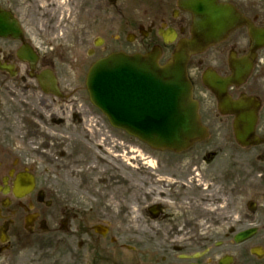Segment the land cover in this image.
Returning <instances> with one entry per match:
<instances>
[{"label":"flooded vegetation","instance_id":"obj_1","mask_svg":"<svg viewBox=\"0 0 264 264\" xmlns=\"http://www.w3.org/2000/svg\"><path fill=\"white\" fill-rule=\"evenodd\" d=\"M179 1L58 0L76 29L55 32V0H0V264H264V0H217L236 23L188 60L206 137L185 151L136 145L85 90L111 53L157 49L163 65L190 38Z\"/></svg>","mask_w":264,"mask_h":264},{"label":"water","instance_id":"obj_2","mask_svg":"<svg viewBox=\"0 0 264 264\" xmlns=\"http://www.w3.org/2000/svg\"><path fill=\"white\" fill-rule=\"evenodd\" d=\"M214 1L187 2L185 9L194 17L193 37L178 46L163 69L152 56L123 54L91 67L86 78L90 101L113 127L159 150L178 152L201 138L185 69L189 55L218 41L233 19L228 8Z\"/></svg>","mask_w":264,"mask_h":264},{"label":"rangeland","instance_id":"obj_3","mask_svg":"<svg viewBox=\"0 0 264 264\" xmlns=\"http://www.w3.org/2000/svg\"><path fill=\"white\" fill-rule=\"evenodd\" d=\"M42 11L45 12L46 14H48V16L50 14V16H49L50 20H53V23L51 24V28L55 32H64L66 29H68V30L71 29L72 32L75 31L76 27L74 25L70 26V28H69V25L68 26L66 25L67 26V28H66L63 24H61V20L59 19L61 16H65L68 13L67 10H66V5L65 4L59 3L58 0H55V5H54L53 9H50V10L42 9ZM108 16L109 15L103 14L104 24L107 27L111 26V24L109 22V19H108ZM49 23H51V21ZM136 145H140V143L136 142ZM137 147H140V146H137ZM124 159H125V157H124ZM120 166L121 167H126L127 165L122 162V163H120ZM125 171H127V170L121 169V175H122L121 181L126 182V184L125 185H123V183L121 184V189L119 191L120 193H128L129 192V189H128L129 185L128 184H130V182H129V180H130L129 177L130 176Z\"/></svg>","mask_w":264,"mask_h":264}]
</instances>
